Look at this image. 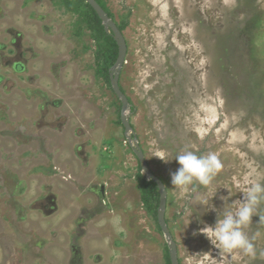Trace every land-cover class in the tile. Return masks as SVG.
Segmentation results:
<instances>
[{"label": "rangeland", "instance_id": "374dc122", "mask_svg": "<svg viewBox=\"0 0 264 264\" xmlns=\"http://www.w3.org/2000/svg\"><path fill=\"white\" fill-rule=\"evenodd\" d=\"M97 2L123 28V67L86 0H0V264H169L158 186L156 212L142 201L151 174L180 264H264L257 216L254 259L193 235L221 197L264 184V0ZM183 150L218 156L209 186L174 189Z\"/></svg>", "mask_w": 264, "mask_h": 264}, {"label": "clouds", "instance_id": "9594fccd", "mask_svg": "<svg viewBox=\"0 0 264 264\" xmlns=\"http://www.w3.org/2000/svg\"><path fill=\"white\" fill-rule=\"evenodd\" d=\"M156 157L165 163L170 161L163 156ZM174 159L179 167L170 174L171 184L181 193L188 191L189 186L196 182L205 187L209 186L223 167L215 153L198 156L191 150H183ZM241 193L243 194L242 199L231 204L225 203V197H221L224 201L223 208L217 209L213 205L210 208V211L216 213L215 224L208 225L200 221L203 226L193 235L206 237L218 252L231 254L239 251L254 259L257 251L253 241L259 233L249 238L246 229L252 223L254 216L259 217L258 222L264 224V216L258 214L259 206L264 203V184L253 182ZM261 255H264V252Z\"/></svg>", "mask_w": 264, "mask_h": 264}, {"label": "water", "instance_id": "95a60500", "mask_svg": "<svg viewBox=\"0 0 264 264\" xmlns=\"http://www.w3.org/2000/svg\"><path fill=\"white\" fill-rule=\"evenodd\" d=\"M86 2L95 10L99 18L104 22L106 32L109 34L113 33V37L115 38L116 43L119 47V56L116 62V67L117 68L123 67L124 64L126 63V58L129 50L124 33L120 30V28L117 26L115 21L108 16L107 12L96 0H86ZM119 79H120L119 73H116L115 75H111L112 84L114 85L116 94L118 95V97L122 99L124 105H129V99L126 96V94L122 91ZM122 121L126 131L130 132L132 130V125L125 114L122 115ZM138 155H139V161L143 165L144 171L150 173L148 162L145 157V153L141 148H138ZM151 177L153 181L157 184L160 192L159 219L164 227L163 228L164 232L169 236L171 241V246H170L171 261L172 264H180L179 257L177 255V249H178L177 243L171 239L170 229L167 226H165L166 219H165L164 211L166 210L168 205V201H167L168 191L161 179L157 178L154 174H151Z\"/></svg>", "mask_w": 264, "mask_h": 264}, {"label": "trees", "instance_id": "16d2710c", "mask_svg": "<svg viewBox=\"0 0 264 264\" xmlns=\"http://www.w3.org/2000/svg\"><path fill=\"white\" fill-rule=\"evenodd\" d=\"M94 14H95V18L100 21V18L97 15V13L94 12ZM120 30L123 31V28L121 27ZM103 33L106 34L105 30H104ZM107 37H111V40H112V43H113L114 50L113 51H109L108 55H109V57L112 56V58H111L112 59V63H114V62H116V59H117V56H118L117 55L118 54L117 53V44L113 40V36L107 35ZM138 181H139V184H140L141 190H142V201H143V203L145 204V206L147 208H149L148 209L149 211L156 212V209H151V207L154 205V201H153L154 196H158L159 195L158 194L157 185L154 182L148 181L143 176H139ZM156 207H157V205H156ZM169 264H171V260L170 259H169Z\"/></svg>", "mask_w": 264, "mask_h": 264}, {"label": "flooded vegetation", "instance_id": "af4514ba", "mask_svg": "<svg viewBox=\"0 0 264 264\" xmlns=\"http://www.w3.org/2000/svg\"><path fill=\"white\" fill-rule=\"evenodd\" d=\"M88 211V210H87ZM87 211H86V213H87ZM84 220H87V218H84Z\"/></svg>", "mask_w": 264, "mask_h": 264}]
</instances>
